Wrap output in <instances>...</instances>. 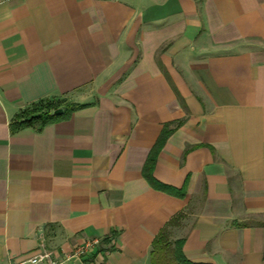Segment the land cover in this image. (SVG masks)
<instances>
[{"label": "crops", "instance_id": "obj_1", "mask_svg": "<svg viewBox=\"0 0 264 264\" xmlns=\"http://www.w3.org/2000/svg\"><path fill=\"white\" fill-rule=\"evenodd\" d=\"M42 100L84 107L12 126ZM160 235L264 264V0H0V264H152Z\"/></svg>", "mask_w": 264, "mask_h": 264}, {"label": "trees", "instance_id": "obj_2", "mask_svg": "<svg viewBox=\"0 0 264 264\" xmlns=\"http://www.w3.org/2000/svg\"><path fill=\"white\" fill-rule=\"evenodd\" d=\"M84 107V105L80 104H70V103H53L48 100H42L37 103H33L23 111H21L18 115H16L12 126L15 128L22 126L34 127L38 130H41L46 125L56 122L61 119L68 118L71 113L74 111ZM57 109H63V113L53 115L52 111ZM169 134L168 130H164L161 137L159 138L157 144L152 149L148 161L144 168V175L152 180L151 170L154 162V158L160 148L162 147L165 139ZM182 241L177 240L174 243L173 248V258L176 262L182 263L184 259L181 253ZM170 244L168 243L165 235H160L153 243L152 250V264H170V259L167 257V253L169 251Z\"/></svg>", "mask_w": 264, "mask_h": 264}, {"label": "built area", "instance_id": "obj_3", "mask_svg": "<svg viewBox=\"0 0 264 264\" xmlns=\"http://www.w3.org/2000/svg\"><path fill=\"white\" fill-rule=\"evenodd\" d=\"M99 243L97 239L87 241L83 246L78 247L72 254H68L62 260L55 259L52 252L43 248L41 251L28 257L22 258L12 264H65L74 257H80L91 251Z\"/></svg>", "mask_w": 264, "mask_h": 264}, {"label": "water", "instance_id": "obj_4", "mask_svg": "<svg viewBox=\"0 0 264 264\" xmlns=\"http://www.w3.org/2000/svg\"><path fill=\"white\" fill-rule=\"evenodd\" d=\"M61 113H63V109H57V110L52 111L53 115H57V114H61Z\"/></svg>", "mask_w": 264, "mask_h": 264}, {"label": "rangeland", "instance_id": "obj_5", "mask_svg": "<svg viewBox=\"0 0 264 264\" xmlns=\"http://www.w3.org/2000/svg\"><path fill=\"white\" fill-rule=\"evenodd\" d=\"M174 237L173 233L171 232V235H170V239H172Z\"/></svg>", "mask_w": 264, "mask_h": 264}]
</instances>
